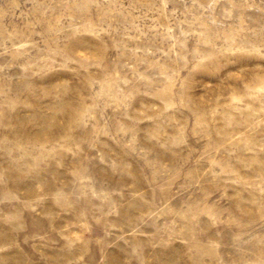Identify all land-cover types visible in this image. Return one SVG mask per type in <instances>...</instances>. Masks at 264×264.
<instances>
[{
    "label": "rangeland",
    "instance_id": "obj_1",
    "mask_svg": "<svg viewBox=\"0 0 264 264\" xmlns=\"http://www.w3.org/2000/svg\"><path fill=\"white\" fill-rule=\"evenodd\" d=\"M0 264H264V0H0Z\"/></svg>",
    "mask_w": 264,
    "mask_h": 264
}]
</instances>
